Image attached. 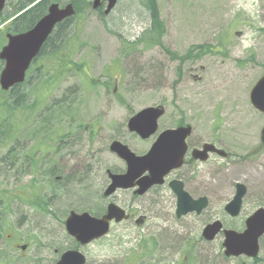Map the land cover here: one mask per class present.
Returning <instances> with one entry per match:
<instances>
[{"label": "rangeland", "instance_id": "374dc122", "mask_svg": "<svg viewBox=\"0 0 264 264\" xmlns=\"http://www.w3.org/2000/svg\"><path fill=\"white\" fill-rule=\"evenodd\" d=\"M92 1L78 0V27H73L81 28L85 44L74 61L87 65L88 78L81 82L69 74L50 96L45 93L32 120L18 134H7L8 124L0 118V159L13 149L12 162L0 160V192L11 196L8 205L0 208L5 236L12 226L33 231L48 225L56 230L52 226L69 210L101 213L108 203L102 196L105 171L120 172L125 167L109 152L110 143L146 151L153 137L142 141L127 131L126 124L142 109L157 105L165 110L159 131L179 123L189 125L190 147L212 143L230 154L227 159L211 158L202 167L206 178L220 173L215 175L217 181H239L252 191L237 219L222 211L232 199L231 191H222L210 207L211 220L241 229L245 215L264 194V145L260 142L264 115L249 103L251 88L264 74V0H154L160 46L147 39L134 45L144 33L150 36L144 0H119L107 16L91 11ZM17 2L7 0L3 14L11 15ZM5 26L0 27L2 33ZM4 42L1 38L0 47ZM249 42L251 46L245 47ZM166 51L179 58L189 52L190 56L181 64ZM36 194L42 199L38 206ZM111 200L120 208L143 204L151 210L165 209V204L147 206L148 199L132 202L121 192ZM141 213L147 217L145 228L177 229L154 218L152 211ZM208 217L205 214L202 219ZM124 225L86 249L88 264L138 263L136 237L147 232L133 223ZM219 242L221 238L206 247V264L221 253ZM184 251L159 247L158 256H197L196 250ZM258 258L220 260L219 264H264V240Z\"/></svg>", "mask_w": 264, "mask_h": 264}, {"label": "water", "instance_id": "95a60500", "mask_svg": "<svg viewBox=\"0 0 264 264\" xmlns=\"http://www.w3.org/2000/svg\"><path fill=\"white\" fill-rule=\"evenodd\" d=\"M118 0H107L104 15H108ZM5 0H0V12L4 8ZM99 0H95L93 9H97ZM73 15L70 5L59 9L57 5H51L47 15L40 19L35 26L19 35H7V45L0 52V61L4 62V68L0 74V88L8 91L24 81L25 72L32 61L39 54L42 46L51 35L54 27ZM249 101L252 107L261 114H264V75L256 82L249 94ZM164 110L161 107H150L143 109L133 116L127 123V130L135 133L142 140H147L156 133L157 121L163 116ZM191 134V127H178L172 130L163 131L156 143L143 157H136L129 152L127 147L118 142H113L109 150L116 154L126 164V172L122 175H113L107 172L110 185L104 192V197L111 196L116 190H129L135 185L139 188L135 194L142 195L147 189L156 184H161L162 179L170 171L179 168L186 152V139ZM261 142L264 143V128L261 130ZM208 153H216L220 157L225 154L215 149L213 145L205 144L202 150L193 151V159L205 162ZM177 184V183H175ZM237 192L232 201L226 206L225 212L235 218L239 215L241 199L245 194L244 186L237 185ZM177 204L176 215L195 212L201 213L207 207V201L200 199L193 201L182 191L180 184L175 189ZM126 216L123 210L110 204L107 207L106 215L101 219L90 217L87 213L76 214L71 212L65 221L67 233L82 245L102 238L109 231L111 221L120 223ZM222 230V224L215 221L207 225L203 231V238L212 241ZM222 248L223 255L227 258L244 256L247 259H256L259 253L258 241L264 236V209L257 210L245 221V230L237 233L224 230ZM65 255L62 259H67ZM82 258V257H80ZM82 259L79 264H82Z\"/></svg>", "mask_w": 264, "mask_h": 264}, {"label": "flooded vegetation", "instance_id": "af4514ba", "mask_svg": "<svg viewBox=\"0 0 264 264\" xmlns=\"http://www.w3.org/2000/svg\"><path fill=\"white\" fill-rule=\"evenodd\" d=\"M158 136L156 135L152 143H156ZM212 144V143H211ZM187 148L185 155L182 160V165L169 172V174L163 179L161 184L153 185L149 189L145 191L142 195L135 194L138 189L137 186L130 190H118L114 193V195L118 192L129 195L132 202H138L143 199H148L150 202L147 206L163 207L165 209H149L143 204H140V208H132L133 205L128 207L121 208L124 210L127 219L119 224L111 223L110 230L107 236H104L100 239H107L110 234L113 233L112 230L114 227H121L125 223H133L137 228L142 230L146 227L147 217L145 214L141 212H154V218L160 220L164 225H175V227L169 228L165 227L162 230H156L150 227L145 228L147 234H138L137 235V244L136 247L140 250L139 253V261L137 264H206V247H211L213 243L221 238V242L219 245L221 247V253L215 259H212L210 264H219L220 260H233L237 258H227L223 255V234L224 230H231L235 232H242L244 230V221L243 227L239 230H235L231 227H226L219 220H211L210 216V207L214 204L215 199L218 198V195L223 191H231L233 197L237 192V185L242 184L239 181L234 183L231 182H219L216 180V176L220 173H216L214 176L205 177V170L202 165H205L211 158H217L218 155L216 153H210L209 159L207 162L202 163L198 160L193 159L192 152L194 150H201L203 144L199 147L197 146H189V142H186ZM215 145V144H214ZM217 149L223 150L222 148L217 147ZM133 154L136 156H143L150 149L147 148L146 151L136 152L134 149L128 148ZM230 154L226 152V159L229 158ZM231 157V156H230ZM125 170V167H124ZM120 172H112L114 174L123 173ZM107 176V170L105 171ZM109 178L107 176V181L104 183L102 196L109 185ZM180 184L182 187V191H184L192 200L198 201L200 199H205L207 201V208L201 213L197 214L195 212L188 213L187 215H182L177 217L176 215V202L177 197L175 193L176 185ZM244 185L245 194L241 199L240 204V212L239 216L243 213V209L247 206V202L245 200L249 197H252V191L249 189L248 185ZM251 186V185H250ZM112 195L110 198H104L108 203L105 206V209L97 214L94 211L87 209L81 211L69 210L65 211L62 214V218H58L56 220V230H49L50 226L43 225L38 226L37 230H25L23 226H16L11 228V232L5 236L0 231V264H79V260L82 259V264H88V251L86 250L90 245L97 241H93L89 244L82 245L75 238L70 236L66 231L65 220L70 215L71 212L76 214L88 213L94 218H101L104 214H106V210L108 205L114 204L112 202ZM231 199V200H232ZM230 200V201H231ZM229 201V202H230ZM259 201L257 204L253 205L248 214H244L246 218L251 216L256 210L264 209V194L259 197ZM229 202L222 208L223 213L228 216L225 212L226 206ZM116 205V204H115ZM42 212V211H41ZM164 213L165 215H161ZM207 214L209 217L208 220H203L202 217ZM231 218L237 219L239 218ZM229 217V216H228ZM245 218V219H246ZM191 221L195 222L191 225ZM214 221H219L222 224V231L218 233L214 237L212 241H206L203 238V231L205 227ZM197 224V225H196ZM189 226H192L190 229ZM124 229L127 227L124 225ZM143 235V236H142ZM115 238H118L117 236ZM129 239H131L129 237ZM264 240V236L259 239L258 246ZM159 247H163L164 249H173V248H183V250H196L197 256H158ZM184 251V253H185ZM192 252V251H191ZM171 252L167 251V255H170ZM65 255H68L67 259H64L62 263V259ZM82 257V258H80ZM137 258V260H138ZM256 259L255 261H258ZM218 261V263H217Z\"/></svg>", "mask_w": 264, "mask_h": 264}, {"label": "trees", "instance_id": "16d2710c", "mask_svg": "<svg viewBox=\"0 0 264 264\" xmlns=\"http://www.w3.org/2000/svg\"><path fill=\"white\" fill-rule=\"evenodd\" d=\"M51 3H70L75 9L77 5L79 6L78 0H18L17 7L12 13L14 17L16 15L17 17L11 21L7 30L12 33H19L32 28L46 13L47 7ZM144 7L147 9L150 16V36L144 33L136 40L134 45L145 42L147 39L151 40L154 46H160V25L158 19H156L157 11L155 10L154 0H144ZM76 15L71 19L65 20L55 28L35 59L28 74V81L22 85L14 86L8 93H2L0 91V118L3 121L5 120L8 124L6 128L7 134H18L21 128H25V125L32 120L38 110L41 99L45 96V93H48V96H50L53 90L62 83L69 74L77 75L81 82L88 78L89 73L87 65L83 62L78 64L74 61L77 53L85 46L80 38L81 28H73L75 26L78 27V23L75 22ZM10 17L12 16L0 14V26L8 21ZM1 38L2 41H4L3 33L0 31V39ZM196 49L201 50L204 49V47H198ZM166 53L171 58L177 57L181 64L188 59L186 57L190 56V52L180 58L173 53L167 51ZM203 53L204 52H201L200 54ZM1 67L2 64L0 62V69ZM88 82L94 83V81L90 79ZM11 113H13V116ZM178 125L181 126L183 124L179 123ZM12 154L13 149H9L7 153L1 157V162H12ZM52 188L58 190L59 186L53 185ZM9 198L10 195L8 192H0L1 209L4 207L5 203V207L8 205ZM35 198V205L38 206V201L42 202V199L37 197V194Z\"/></svg>", "mask_w": 264, "mask_h": 264}, {"label": "clouds", "instance_id": "9594fccd", "mask_svg": "<svg viewBox=\"0 0 264 264\" xmlns=\"http://www.w3.org/2000/svg\"><path fill=\"white\" fill-rule=\"evenodd\" d=\"M251 46V42H249V43H247L246 45H245V47H250Z\"/></svg>", "mask_w": 264, "mask_h": 264}]
</instances>
